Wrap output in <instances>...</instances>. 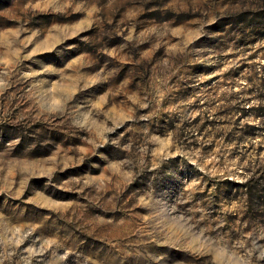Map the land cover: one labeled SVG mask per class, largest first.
<instances>
[{"label": "rangeland", "instance_id": "1", "mask_svg": "<svg viewBox=\"0 0 264 264\" xmlns=\"http://www.w3.org/2000/svg\"><path fill=\"white\" fill-rule=\"evenodd\" d=\"M0 264H264V0H0Z\"/></svg>", "mask_w": 264, "mask_h": 264}]
</instances>
